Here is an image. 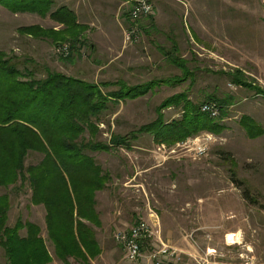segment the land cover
Instances as JSON below:
<instances>
[{
  "label": "rangeland",
  "instance_id": "374dc122",
  "mask_svg": "<svg viewBox=\"0 0 264 264\" xmlns=\"http://www.w3.org/2000/svg\"><path fill=\"white\" fill-rule=\"evenodd\" d=\"M125 1L122 13H127L128 21L125 26L122 22V33L116 30L106 36L88 29L86 40L73 50L69 41L56 43L55 33L62 25L0 5V50L19 60L23 73L28 69L43 79L58 72L98 85L109 99L108 109L91 120L95 135L87 128L80 141L111 145L114 135L130 136L161 115L165 123L180 119V107L159 112L157 108L182 92L200 105L210 96L228 103L222 116V106L210 102L220 108L215 120L223 131L210 133L216 139L208 142L200 157L197 144L188 141L209 132L175 144L158 143L152 134L138 132L127 146L86 150L106 180L101 190L93 192V186L87 189L81 182L91 175L71 181L94 195L100 225L89 226L99 241L119 247L123 254L115 233L147 222L154 236L149 242L153 246L145 252L169 249L168 256H159L161 264L169 259L183 264L185 258H192L187 251L193 264L196 259L200 264H264V94L257 90L264 93V0H148L154 11L140 20L131 18L140 0ZM34 26L47 31V37L20 31ZM95 27L96 31L103 26ZM178 58L194 72V82L180 68ZM232 76L243 82L234 84ZM179 79L185 80L172 84ZM135 87H146V94L120 102L109 96ZM243 116L253 119L263 132L248 136L240 124ZM43 156L31 153L26 166L37 165ZM25 182L0 189L10 201L7 226L33 223L51 247L45 206L32 201V181ZM20 234L25 235V230ZM0 264H8L1 247Z\"/></svg>",
  "mask_w": 264,
  "mask_h": 264
},
{
  "label": "trees",
  "instance_id": "16d2710c",
  "mask_svg": "<svg viewBox=\"0 0 264 264\" xmlns=\"http://www.w3.org/2000/svg\"><path fill=\"white\" fill-rule=\"evenodd\" d=\"M0 5L13 13L37 14L49 17L62 25L55 33L56 43L71 42L72 50L82 45L88 26L78 22L76 14L68 7L53 10L54 0H0ZM34 38H46L48 32L37 26L20 30ZM47 33V34H46ZM43 34V36H40ZM60 48V47H59ZM177 59V58H176ZM175 59V60H176ZM185 68L182 71L193 77L194 72L186 69V62L178 58ZM19 60L0 50V189L12 185H22L30 180L32 201L43 204L46 209L48 238L55 256L65 264L74 260L78 264H88L89 259L101 253L96 232L92 224L99 226L95 212L94 195L89 190L84 193L71 183L75 176L83 177V187L93 191L103 188L106 181L100 176V167L94 159L85 154L86 150H105L127 146L135 140L136 134L150 133L154 141L178 143L201 132L220 134L223 127L219 120L201 112V105L189 100L182 92L164 100L157 112L170 106L180 107L182 117L165 123L163 115L148 126L132 132L130 136H116L111 145L80 141L87 128L94 136L97 130L92 118L100 116L108 109V98L101 88L81 79L72 78L58 72H49L46 78L37 79L33 72L19 69ZM185 79L173 80L181 83ZM234 84L242 83L232 76ZM132 88V87H131ZM121 88L109 96L121 100L137 99L146 94V87L137 90ZM258 93L264 94L257 89ZM204 103L216 102L222 106V116L228 103L210 96ZM240 124L248 134L262 133L261 127L253 119L243 116ZM31 153L44 154L37 165L26 166ZM10 201L8 195H0V247L4 250L8 264H49L53 261L46 241L41 236V228L33 223L21 221L14 228L7 226ZM88 223H92L90 226ZM25 230L26 234L20 232Z\"/></svg>",
  "mask_w": 264,
  "mask_h": 264
},
{
  "label": "crops",
  "instance_id": "0c3cea01",
  "mask_svg": "<svg viewBox=\"0 0 264 264\" xmlns=\"http://www.w3.org/2000/svg\"><path fill=\"white\" fill-rule=\"evenodd\" d=\"M150 1V0H149ZM186 1H192V0H186ZM151 2V1H150ZM155 2H158V0H155ZM125 0H54V7L53 10H56L60 7H68L71 11H73L78 19V22L82 25L88 26L92 32L98 33L100 35H106L109 36L112 34H116L115 31L117 30V33H122V26L127 24V13H122L124 7L126 6ZM156 7V4H155ZM147 18V16H145ZM141 17L139 18H145ZM131 23L134 22L132 19L130 20ZM138 21V20H137ZM123 22V24H122ZM98 24H101L103 27L102 29L98 28L96 31V27ZM117 26V27H116ZM86 38L84 39V41ZM94 50H96V46L94 45ZM161 165H158L157 168H159ZM150 215V214H148ZM147 216V215H146ZM148 218V216H147ZM151 221H154L151 219ZM47 230V228H46ZM200 231L197 230V232ZM48 233V232H47ZM201 237H205L203 235H200ZM98 240V239H97ZM46 241V240H45ZM99 246L101 248L100 255L95 259H89L88 264H153L152 261L149 260L148 254L145 252V249L148 246H153L152 243H147L144 245V258H142L140 261L132 263L129 262L126 258L125 253L118 252V248L114 246L113 244H110L107 241L101 240L99 241ZM47 244V242H46ZM47 244L48 250L50 251V254L52 256L53 261L49 264H65L62 260L58 259L52 251H54L53 245ZM180 249V248H179ZM189 256L191 254L189 251H187ZM151 253V252H150ZM192 258H185L183 264H193ZM169 259V258H165ZM164 259V260H165ZM197 264H200L198 262V259L195 260ZM165 264H178L174 260L169 259ZM70 264H78L74 260H70ZM182 264V263H180Z\"/></svg>",
  "mask_w": 264,
  "mask_h": 264
},
{
  "label": "built area",
  "instance_id": "2783aa9c",
  "mask_svg": "<svg viewBox=\"0 0 264 264\" xmlns=\"http://www.w3.org/2000/svg\"><path fill=\"white\" fill-rule=\"evenodd\" d=\"M154 11V6L148 0H140L137 4L134 5L133 11L131 12V18L136 20L146 15L151 14ZM127 35H130L129 33ZM201 111L207 114L212 119H217L220 117V108L215 103H205L201 106ZM216 139V136L210 133H203L201 136L194 138L192 142L197 144L198 148L197 155L203 156L207 150L208 142H212ZM154 236V230L152 227L145 221H139L129 230H123L116 232L114 235V240L117 244L122 246L124 249L126 258L129 262L135 263L144 258V245L151 242ZM175 252L170 253L174 255ZM168 256L169 249L163 248L157 252H152L149 254L148 258L154 264H161L158 260L159 256ZM165 256V257H166Z\"/></svg>",
  "mask_w": 264,
  "mask_h": 264
}]
</instances>
